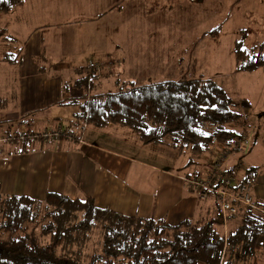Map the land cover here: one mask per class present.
Masks as SVG:
<instances>
[{
	"label": "crops",
	"instance_id": "obj_1",
	"mask_svg": "<svg viewBox=\"0 0 264 264\" xmlns=\"http://www.w3.org/2000/svg\"><path fill=\"white\" fill-rule=\"evenodd\" d=\"M77 1L81 5L73 7L69 0H25L22 6L0 13V43L5 39L4 33H10L12 41L17 36L22 42L16 48L19 51L16 63L3 61L4 52H0V67H4L0 73L3 102L0 123L17 122L30 112L35 113L33 117H52L54 108L79 105L93 93L114 91L122 82H146L153 75L140 80L143 67L164 68V78L175 79L170 78V63L163 61L162 50L152 54L142 47L124 52L120 40L124 30L116 23L125 9L120 3L103 12H88L91 6L84 3L87 0ZM93 1H96L94 7L101 4ZM102 19L111 26L96 29L94 22ZM99 30L106 47L101 53L102 57L107 56L108 66L93 75L92 83H84L82 77L89 71L86 67L85 73H80L83 68L77 66L85 58L93 59L89 56L83 59L81 50L73 52L72 48L81 45L85 39H82L83 32H88L87 36L93 39L99 36ZM128 33L132 34L130 30ZM131 61H134L133 67ZM115 72V82L109 81V75ZM74 121L70 122L72 129ZM74 133L78 136L76 139L34 141L20 153L6 151L8 148L1 146V191L38 199H43L48 191L71 198L92 196L99 207L129 215L164 216L169 225H177L196 214L198 198L188 189L187 179L209 173L211 148L205 151L203 164L197 167L194 158L185 163L181 157L183 144L179 140L171 142L168 136L143 144L129 127L109 124L97 128L88 123L76 128ZM231 158L225 164L232 167L240 163L236 177L251 181L253 199L264 198V169L256 161L251 160L245 167L241 159L231 162ZM241 218L239 213L226 217V239L237 231Z\"/></svg>",
	"mask_w": 264,
	"mask_h": 264
},
{
	"label": "trees",
	"instance_id": "obj_2",
	"mask_svg": "<svg viewBox=\"0 0 264 264\" xmlns=\"http://www.w3.org/2000/svg\"><path fill=\"white\" fill-rule=\"evenodd\" d=\"M24 3L0 0V13ZM219 29L205 34L218 37ZM242 41H234L237 69L254 71L264 67V44L249 50ZM18 55L4 52L2 60L16 63ZM87 71L90 74H84L81 82L92 83L93 75L101 68L95 73L87 67ZM240 105L249 107V101L244 98ZM233 106L225 90L211 79L164 78L139 84L125 81L114 91L93 93L79 103L74 129L69 126L59 136L48 139L12 140L17 144L7 151H26L34 141L76 139L74 130L88 123L97 128L109 124L129 127L143 144L169 136L173 142L179 140L190 147L194 156L219 144L223 154L233 151L235 143L246 137L241 129L224 127L243 120ZM34 114L21 116L18 123L30 122ZM13 135L16 138L19 134ZM214 150L210 153L211 169ZM238 168L239 162L223 168V174L232 178L228 189L233 191L241 183L251 188L248 178L237 179ZM209 174L191 178L202 179ZM211 187L207 197L198 198L196 214L177 225H169L164 216L129 215L99 207L92 196L71 198L48 191L38 199L5 194L0 187V264H264V198L252 197V205L239 212L241 225L226 239L219 194L214 190L221 188L222 182L215 177ZM95 227L101 229V243L99 250L89 253L85 251L86 242Z\"/></svg>",
	"mask_w": 264,
	"mask_h": 264
},
{
	"label": "rangeland",
	"instance_id": "obj_3",
	"mask_svg": "<svg viewBox=\"0 0 264 264\" xmlns=\"http://www.w3.org/2000/svg\"><path fill=\"white\" fill-rule=\"evenodd\" d=\"M69 1H71L70 5L73 7H77L82 3H78L77 0ZM97 1L101 4L96 7L93 6L96 1L87 0L84 2L91 6L88 8V12H103L107 7L117 3H120L125 8L120 14L121 17H118L116 21L120 29L124 30L123 36L125 37H120L124 52L129 53V51L139 50L142 47V50H150L152 54L157 49L162 50L165 55L163 61L166 59L170 63L169 70L172 73L170 78L211 79L217 86L225 90L229 98L234 102L233 108L243 115V120L240 123L226 124L224 127L232 131L241 129L242 132L246 133L248 140V144L246 146L243 145L242 152H235L229 161H239L241 159L242 163L244 161V166L247 167L250 161L253 160L257 162L260 169H264V67L256 68L254 71L238 70L233 53L234 41L238 39H243L244 47L249 50L264 44V0ZM82 17L85 16L82 15ZM102 20L94 22L96 29L97 27L100 29L101 26H111L109 21H105V19L102 22ZM120 23L122 24L121 26ZM218 26H220L218 37H212L208 33L205 34ZM128 30L132 32L131 35L130 33L126 34ZM242 31H245L244 37L241 36ZM88 34V32H83L82 39H85L81 45L79 43L78 47L72 48L73 52L80 49L83 59L86 56L93 59L88 60L85 58L81 65L77 66V68H83L82 72H80L83 74L89 61L94 63L100 61L101 63L99 64H101L102 70H106L108 66L107 56L102 57L101 53L106 47L104 46V41H102L100 30L99 36L93 39L88 37ZM4 37L5 39L0 43V52H7L15 57L19 54L16 48H20L22 42L17 40L19 38L17 36L12 41L10 33H4ZM262 52L264 55V49ZM104 61L107 65H104ZM133 63L134 61H131L132 67ZM137 64L140 63L138 62ZM143 68L144 70L140 73L141 76L139 75L140 80L144 79L146 75H153L148 81L163 80L165 77L164 68L160 67L157 69L155 65ZM130 70L131 67L129 72ZM174 70L176 72H173ZM3 72L4 67H0V73ZM115 74L117 73L109 75V81L115 82ZM244 98L250 101L249 107H241L240 102ZM2 103L0 100V105ZM1 111H3L2 107H0ZM78 111L79 105H76V103L67 104L63 107L54 108L52 117H33L28 123H18V121H14L11 124L0 123V133H2V136L7 135L6 131H9L10 135L16 132L18 134L30 132L40 134L44 130L57 128L63 132L69 128L70 122L75 119V113ZM168 139L172 142L171 137L168 136ZM17 143L0 140V147L9 148ZM183 146L182 155L184 156L181 157L185 163L190 158H194L197 167L203 164V158L207 152L204 151L200 155L194 156L188 146L184 144ZM214 148L217 152L222 150L219 144L216 147L214 146ZM243 154L245 155L243 156ZM225 163L223 168L227 166ZM196 196L202 199L197 193ZM239 214L241 215V213ZM100 243L101 229L95 227L89 234L85 251L90 253L94 250H99Z\"/></svg>",
	"mask_w": 264,
	"mask_h": 264
},
{
	"label": "built area",
	"instance_id": "obj_4",
	"mask_svg": "<svg viewBox=\"0 0 264 264\" xmlns=\"http://www.w3.org/2000/svg\"><path fill=\"white\" fill-rule=\"evenodd\" d=\"M90 70L96 72L100 71L101 64L99 63H90L87 66ZM62 133V130L57 128L53 130H45L42 131V133L37 134L34 132L30 133H19V135L15 138L14 135H8L5 138H2L1 140L4 141H12L16 140V142H23L25 139H34L36 137L40 138H53L57 137ZM248 140L246 137H243L241 141L235 143L234 150L231 152H223L221 154V151L214 150L213 156L214 159L213 162V168L209 172L210 174L207 175L208 177L197 179V178H191L187 179V185L195 191L202 199L204 197H207L208 192L212 191L211 182L216 177L222 182L221 188H215L216 192L219 194V201L221 203V212L223 215V220L226 219V217L229 216H235L237 215L240 210L247 208L248 206H251L253 203L252 195H251V188L249 184H238L236 186L235 190H230L229 185L231 184L232 178H230L228 174H223V165L224 163L231 158L235 154V152H242L243 145H247ZM220 150V149H219ZM215 160V161H214Z\"/></svg>",
	"mask_w": 264,
	"mask_h": 264
}]
</instances>
